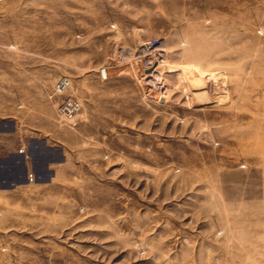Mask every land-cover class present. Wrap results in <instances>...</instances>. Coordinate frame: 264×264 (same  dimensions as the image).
Wrapping results in <instances>:
<instances>
[{
	"label": "rangeland",
	"instance_id": "obj_1",
	"mask_svg": "<svg viewBox=\"0 0 264 264\" xmlns=\"http://www.w3.org/2000/svg\"><path fill=\"white\" fill-rule=\"evenodd\" d=\"M0 46V115L41 107L68 169L0 198V264H264V0H0Z\"/></svg>",
	"mask_w": 264,
	"mask_h": 264
},
{
	"label": "crops",
	"instance_id": "obj_2",
	"mask_svg": "<svg viewBox=\"0 0 264 264\" xmlns=\"http://www.w3.org/2000/svg\"><path fill=\"white\" fill-rule=\"evenodd\" d=\"M19 62L20 64L16 63V74L18 75V64L22 75V58ZM55 135V124L45 118L41 107H32L28 111H18L13 107L4 108L0 115V140L4 137V143L0 144L1 199L16 200L17 191L23 184L37 182L47 185L55 177L56 168L53 165L57 163L61 165L59 172L64 174L68 171L65 164V147L58 145L60 161L52 158L57 147L55 142L51 141L55 139ZM19 144L24 146L23 152L17 151ZM28 172L34 175L32 180L27 179ZM46 189L48 186L41 188L44 193L48 192Z\"/></svg>",
	"mask_w": 264,
	"mask_h": 264
},
{
	"label": "built area",
	"instance_id": "obj_3",
	"mask_svg": "<svg viewBox=\"0 0 264 264\" xmlns=\"http://www.w3.org/2000/svg\"><path fill=\"white\" fill-rule=\"evenodd\" d=\"M159 38L149 37L141 40L134 47H126L117 54V64L128 66L132 70V61L137 60L139 67L143 71L152 69L158 62L161 55L159 48ZM71 80L66 75H58L52 82L46 93V97L53 104L56 117L60 120H71L80 110L81 103L79 99L64 92L70 87ZM18 152L24 151V146L19 144ZM34 175L31 172L27 173V179L32 180Z\"/></svg>",
	"mask_w": 264,
	"mask_h": 264
},
{
	"label": "bare ground",
	"instance_id": "obj_4",
	"mask_svg": "<svg viewBox=\"0 0 264 264\" xmlns=\"http://www.w3.org/2000/svg\"><path fill=\"white\" fill-rule=\"evenodd\" d=\"M161 54H162V53H161ZM161 56H162V55H161ZM159 60H161V59H159ZM159 60H158V62H159ZM158 62L156 63V65L158 64ZM133 63H134V62H133ZM133 63H132V64H133ZM132 64H131V65H132ZM154 66H155V65H154ZM136 68H139V71H137L138 73L141 72V71H143L139 66H137ZM153 69H154V68H153ZM148 70H149V69H148ZM148 70H147V71H148ZM143 72H146V71H143Z\"/></svg>",
	"mask_w": 264,
	"mask_h": 264
},
{
	"label": "water",
	"instance_id": "obj_5",
	"mask_svg": "<svg viewBox=\"0 0 264 264\" xmlns=\"http://www.w3.org/2000/svg\"><path fill=\"white\" fill-rule=\"evenodd\" d=\"M135 69H137L136 67H134ZM150 70V69H149Z\"/></svg>",
	"mask_w": 264,
	"mask_h": 264
}]
</instances>
